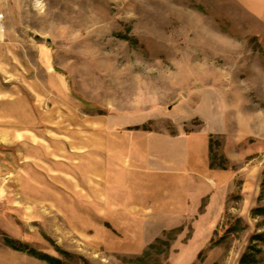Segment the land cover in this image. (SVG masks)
Masks as SVG:
<instances>
[{
	"label": "rangeland",
	"instance_id": "1",
	"mask_svg": "<svg viewBox=\"0 0 264 264\" xmlns=\"http://www.w3.org/2000/svg\"><path fill=\"white\" fill-rule=\"evenodd\" d=\"M9 4L0 264H264V0Z\"/></svg>",
	"mask_w": 264,
	"mask_h": 264
},
{
	"label": "crops",
	"instance_id": "2",
	"mask_svg": "<svg viewBox=\"0 0 264 264\" xmlns=\"http://www.w3.org/2000/svg\"><path fill=\"white\" fill-rule=\"evenodd\" d=\"M9 0H0V11H6V13L9 14L10 12V7H9ZM260 10H262V13L264 14V4L263 6L260 8ZM263 16V15H262ZM264 20V19H263ZM42 54H38L37 55V61H38V64L41 65V67H43L46 72H48L49 74V77L52 78L53 80H59V82L61 83L62 87H64V89H66V78L63 74H61L60 72L56 71L55 70V67H54V64H53V61L50 57V54H49V49L46 47V46H43L42 48ZM64 95H66L64 93ZM20 116H18L16 114L15 118H14V123L15 124H20ZM171 140V148H169L171 150V152L174 153V155H170L171 157H173L174 159H172L173 161H176L175 157H177L178 153H179V150L181 151V147L177 148L178 146H182L183 144L182 143H185L186 145V154L189 153V136L185 135V136H179V137H171L170 138ZM132 146H136L135 143L132 144ZM175 146V147H174ZM132 147V148H133ZM173 147V148H172ZM140 148L137 149V152H135L134 148H133V155H136V156H141L140 155ZM162 150V149H161ZM129 152V151H128ZM177 152V153H176ZM172 153V154H173ZM168 156V155H167ZM143 159L145 158L146 159V156H142ZM172 161V162H173ZM128 177V176H127ZM129 188V187H128ZM126 193V192H125ZM104 219V218H102Z\"/></svg>",
	"mask_w": 264,
	"mask_h": 264
},
{
	"label": "built area",
	"instance_id": "3",
	"mask_svg": "<svg viewBox=\"0 0 264 264\" xmlns=\"http://www.w3.org/2000/svg\"><path fill=\"white\" fill-rule=\"evenodd\" d=\"M4 30H5V16L3 12H0V36H3Z\"/></svg>",
	"mask_w": 264,
	"mask_h": 264
},
{
	"label": "trees",
	"instance_id": "4",
	"mask_svg": "<svg viewBox=\"0 0 264 264\" xmlns=\"http://www.w3.org/2000/svg\"><path fill=\"white\" fill-rule=\"evenodd\" d=\"M245 258V255L243 256V259ZM243 259H242V261H243ZM242 264V263H241Z\"/></svg>",
	"mask_w": 264,
	"mask_h": 264
},
{
	"label": "bare ground",
	"instance_id": "5",
	"mask_svg": "<svg viewBox=\"0 0 264 264\" xmlns=\"http://www.w3.org/2000/svg\"><path fill=\"white\" fill-rule=\"evenodd\" d=\"M1 37V36H0Z\"/></svg>",
	"mask_w": 264,
	"mask_h": 264
}]
</instances>
